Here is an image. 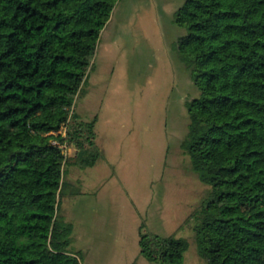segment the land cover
I'll use <instances>...</instances> for the list:
<instances>
[{"label": "trees", "instance_id": "obj_1", "mask_svg": "<svg viewBox=\"0 0 264 264\" xmlns=\"http://www.w3.org/2000/svg\"><path fill=\"white\" fill-rule=\"evenodd\" d=\"M116 1L0 0V264H81L59 213L67 158L52 141L79 168L102 157L96 117L72 109ZM174 23L199 90L180 149L209 187L185 223L206 264H264V0H183ZM143 227L149 264H184L185 238Z\"/></svg>", "mask_w": 264, "mask_h": 264}, {"label": "rangeland", "instance_id": "obj_2", "mask_svg": "<svg viewBox=\"0 0 264 264\" xmlns=\"http://www.w3.org/2000/svg\"><path fill=\"white\" fill-rule=\"evenodd\" d=\"M183 0H117L97 41L72 112L96 117L94 166H67L59 213L72 224L69 249L81 264H149L143 231L187 240L184 264H206L185 220L209 197L180 149L186 103L199 95L178 56ZM65 128L61 132L64 133ZM74 150L65 156L72 160Z\"/></svg>", "mask_w": 264, "mask_h": 264}, {"label": "crops", "instance_id": "obj_3", "mask_svg": "<svg viewBox=\"0 0 264 264\" xmlns=\"http://www.w3.org/2000/svg\"><path fill=\"white\" fill-rule=\"evenodd\" d=\"M79 116V115H78ZM80 117V116H79ZM81 118V117H80ZM82 119V118H81ZM83 120V119H82ZM95 124H96V122H95ZM94 133H95V125H94ZM94 143H95V145L97 146V144H96V142H95V138H94ZM98 147V146H97ZM74 150V149H73ZM75 150H74V154L71 156L72 157V160H69V161H67L66 162V164H65V166H64V181H65V178H66V176L68 175V171L66 170V168H67V166H74V167H77V168H79L78 166H76V165H74L73 164V160H74V156H75ZM94 166V165H93ZM139 240V239H138Z\"/></svg>", "mask_w": 264, "mask_h": 264}, {"label": "built area", "instance_id": "obj_4", "mask_svg": "<svg viewBox=\"0 0 264 264\" xmlns=\"http://www.w3.org/2000/svg\"><path fill=\"white\" fill-rule=\"evenodd\" d=\"M52 144L53 145H56V146H59L60 148H62L64 154H65V152H66V150L68 148V146L65 143L60 144V143H57L56 141H52Z\"/></svg>", "mask_w": 264, "mask_h": 264}]
</instances>
